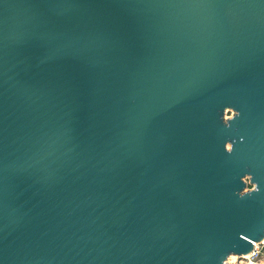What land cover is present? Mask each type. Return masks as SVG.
Instances as JSON below:
<instances>
[{
  "label": "water",
  "instance_id": "1",
  "mask_svg": "<svg viewBox=\"0 0 264 264\" xmlns=\"http://www.w3.org/2000/svg\"><path fill=\"white\" fill-rule=\"evenodd\" d=\"M262 241L264 0H0V264Z\"/></svg>",
  "mask_w": 264,
  "mask_h": 264
},
{
  "label": "built area",
  "instance_id": "2",
  "mask_svg": "<svg viewBox=\"0 0 264 264\" xmlns=\"http://www.w3.org/2000/svg\"><path fill=\"white\" fill-rule=\"evenodd\" d=\"M263 244H264V241L254 244L252 250L249 252L248 257H246L248 261H257L260 259L262 255L261 248Z\"/></svg>",
  "mask_w": 264,
  "mask_h": 264
},
{
  "label": "rangeland",
  "instance_id": "3",
  "mask_svg": "<svg viewBox=\"0 0 264 264\" xmlns=\"http://www.w3.org/2000/svg\"><path fill=\"white\" fill-rule=\"evenodd\" d=\"M231 113H232L231 110L226 111L227 116L231 115ZM232 255H234L235 257L229 259L230 260L229 263H231V264H245L248 261V259L246 257L240 256L237 254H232ZM226 261H227V259H226ZM261 261H264V255H261L260 259L257 260V262H261Z\"/></svg>",
  "mask_w": 264,
  "mask_h": 264
},
{
  "label": "bare ground",
  "instance_id": "4",
  "mask_svg": "<svg viewBox=\"0 0 264 264\" xmlns=\"http://www.w3.org/2000/svg\"><path fill=\"white\" fill-rule=\"evenodd\" d=\"M254 244H257V243L255 242ZM248 255H249V253H247V254H243V255H241V256H243V257H248ZM233 257H235V256L231 254L230 256L227 257V261H228L230 258H233ZM228 262H230V260H229ZM263 263H264V261H261V262H257V261H247L245 264H263Z\"/></svg>",
  "mask_w": 264,
  "mask_h": 264
},
{
  "label": "flooded vegetation",
  "instance_id": "5",
  "mask_svg": "<svg viewBox=\"0 0 264 264\" xmlns=\"http://www.w3.org/2000/svg\"><path fill=\"white\" fill-rule=\"evenodd\" d=\"M222 146H240V144H235L231 142H225ZM251 184H249L248 180L246 181V188H250Z\"/></svg>",
  "mask_w": 264,
  "mask_h": 264
},
{
  "label": "trees",
  "instance_id": "6",
  "mask_svg": "<svg viewBox=\"0 0 264 264\" xmlns=\"http://www.w3.org/2000/svg\"><path fill=\"white\" fill-rule=\"evenodd\" d=\"M261 253H262V255H264V244L262 245Z\"/></svg>",
  "mask_w": 264,
  "mask_h": 264
}]
</instances>
